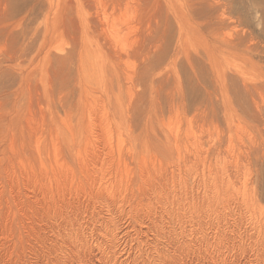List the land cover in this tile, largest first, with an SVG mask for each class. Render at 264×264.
<instances>
[{
    "label": "rangeland",
    "instance_id": "rangeland-1",
    "mask_svg": "<svg viewBox=\"0 0 264 264\" xmlns=\"http://www.w3.org/2000/svg\"><path fill=\"white\" fill-rule=\"evenodd\" d=\"M186 1L189 3V1L191 2L192 0ZM220 1L226 2L225 5H227L228 7L226 8V17H221L219 15V11L212 9L210 5L203 3L204 6L202 5V8H197L198 11L196 8H194L195 11L194 9H190L188 17L179 18L173 17L172 7L170 6V2H172L171 0H14V2L11 4V8L14 7V9L11 10V17H5L6 19L2 23L3 28L7 29V32L9 33L8 35V33L6 32V34L8 35V39L3 37L4 39L2 38L3 40H1L3 44L0 42V71H2L4 74V80H2L3 85L1 86H4L3 90H7L5 94H0V223H6V225H10L12 223L14 233L10 234L9 230L7 231L6 228V230L3 229L4 232L3 230L0 232V257H2V259L0 258V264H21L20 262H22V264H27L33 263L36 259H40L43 255V250H46L47 248L46 246L43 249V245H50V242L53 239V233L48 230V226L61 223L62 218H64L65 215H70L71 222L64 225V231L72 232L68 241V250H66V252H71L74 256L77 257L78 254L75 253L77 249H75L74 246L77 243H81L84 239L90 242L91 237L89 236L88 227L90 224L95 223L96 219H100V224L103 227V231L105 233L104 240L106 242H110V245L114 246L115 250L117 249L116 253H121L124 249L127 248L124 246V244L122 245L123 241L128 242V244L142 242L145 241L147 237H152V233H154L155 230L160 232V229L155 226L156 219L161 216V212H159L160 210L158 208V206L160 205L158 199L160 198L162 199V201L169 200L165 199V196L161 195L160 197H155L151 194L140 195L137 192L136 185L132 183H123L119 186V192L113 200L114 202H111L109 207L99 202H91L89 208H85L86 203L83 200H81L77 204L75 203V201L77 200V198H74L76 197L75 194H73V197H67V195L65 197H56L54 199L55 203L53 204V202H48L50 199V193L45 191V188L43 186L45 180L43 182V179H40L43 176V172L45 171H43L42 168H40L41 171L39 170V165H41V163H39L38 161L42 160V162H45V158L46 160H51L53 158L49 157V154L50 156H52L51 154L53 153L54 148L53 146H51L53 144L50 143L51 141L49 140L50 133L52 134V132H57L58 135L61 134L59 135V137L61 136V138L58 140V142L60 145L62 142L65 144L62 136H64L65 134L66 136H68L69 132L66 131L67 129L65 128L62 120L66 119L67 117L69 119L67 118L68 121L66 122H70L69 125L68 123L67 125L70 126L69 128H71V130L74 129L72 131L74 135L77 133L76 138H74L73 140L75 142V145L78 144L75 147L78 146L80 148L81 145L86 142L87 139L85 137L87 135L89 141L95 144L94 147L96 145H105L106 140L101 137L103 135L101 130L103 128V124H106L107 122L109 123L108 126L110 125V128H115L114 130L111 128L114 134L112 135V137H114L113 140H116V131H118L122 127L126 128V131H128L130 128L129 133H131L130 136L132 137H129L131 139L128 138L127 135L125 136V132L124 134H122L124 138H127V140L125 138V143L123 144V146L126 147L125 149H129L130 147L129 151H127L128 149L125 150L123 147V153L124 155H127L128 153L133 154L134 152L140 154L139 151L141 147L139 143L142 141L141 139H143V135L140 138L139 135L141 136L142 132L145 129V126H147L149 122V125L151 126V129L149 130H152L150 134L155 133L159 138H161V140H164L163 138H165L167 134L171 135V133L167 131L168 129L166 130L165 126L167 127L169 118L172 120L174 114H176V117L178 118L175 119L177 121V124L180 126V129H182L180 130V132L186 130L187 126H192L189 128L194 130V128L196 127V130L194 131L196 134H198V132L199 134L201 133L202 141L204 140L202 142V144L204 145L203 147L211 149V155L209 157L213 158L212 150L217 152L218 149V153H220V151L222 150L220 153L221 155L219 154V159L221 162L220 168L225 171L222 170V173V171L219 169V172L221 174L218 172L217 180H226V178L232 180L234 182V185H237L239 187L238 189H236L238 192H236L235 194L236 197L238 196L239 201H242L240 192L243 190L246 196H252L253 193L258 201L257 204L256 200L255 202L248 201L246 203L247 205H244V203H242L243 205L240 208L243 210H241L240 208H237L238 211L234 209V214H237V217H235V215L231 216V214L228 213V208L226 211V208L224 209V206L222 204L218 206V209L216 208L217 211L214 210V213L211 212V215L209 217H213L211 220H209V218L202 220L200 219V217L196 219L198 222H196L195 220V223L192 221L186 223V225L190 227H188L189 229L187 230V238H191V242H197V240H201V238L196 239L200 236V230L198 229L199 223L205 226L201 234L204 235L202 236L203 243L208 246L207 249H205L207 253L206 251H203L204 247L199 250L201 257L204 256L205 259L198 258L199 255L198 257L196 256L197 252L190 253L185 259L186 264H264V150H262V148H264V120H262L264 118V103H262L264 102V95L263 98L261 96L262 94H264V91H261L260 96H255L257 93H254L253 96H250V94L248 93L246 94V91L242 88L241 78L239 76L240 71L236 69L235 63L232 62V56H235L236 58L245 62H252L255 66L262 69L260 70L264 75V0H219V2ZM216 2H213L214 4H212L216 5ZM204 9L208 13V15ZM196 12L198 14L201 12L203 16L197 17L198 14ZM170 14H172V17L170 16ZM194 14L195 17H193ZM210 14L212 15L209 16ZM215 19H217V22L215 21ZM188 23L190 24L191 28L194 27L196 28V30H199V32H202V34H204L205 36L211 38L213 36L210 33L212 30L211 27L215 26L218 41H214L221 44L220 49H218L217 51L219 60L215 62L212 60V58L211 60H208L206 57V52L203 51L198 42H190V39L185 40V32H187ZM5 24L7 25V27L5 26ZM225 30H228V33H225ZM229 30L230 33L233 32L231 33L232 37H230L231 35H227L229 34ZM242 32H247V34H251L253 36L250 44H248V47L253 48L257 46L255 50L245 51L243 48L235 46L236 38ZM222 33L223 35H225H221ZM14 42L15 44H13ZM230 42L232 43L231 45H229ZM87 43H91V46ZM211 43L214 42L211 41ZM83 45L86 46L82 51ZM1 48L3 49L2 52ZM19 48H22L24 52V59L21 62L15 56ZM4 49L5 51L8 50L7 53H4ZM12 51L14 54L12 53ZM136 51H138L137 54ZM124 54H127L128 57ZM99 55L104 56L105 60L112 65V78H110V76V80L108 78V81L111 84V89L109 87V89L106 90L111 95L110 97L108 94V96L105 97L104 94L99 92L100 88L98 85L100 83L97 76L96 66L97 56ZM122 58H124V60ZM132 71L135 73H133ZM107 74L109 73L107 72ZM128 75L133 76L134 78ZM128 83L130 87H133L134 89H129L130 87ZM21 84L28 87L32 91V96L28 95V93L19 94ZM108 84L106 85V87H108ZM109 90L114 91L111 92V94ZM117 90L120 92H118ZM127 90L132 91L131 96L129 94L130 92L128 93ZM115 93L120 94L122 103L119 102V95H116ZM113 94L117 99L112 96ZM178 95L180 96L178 97ZM181 95L183 96L182 98ZM111 97H113V99L115 100H109V98ZM106 98L108 100H106ZM254 99L256 100V103L258 105L255 104ZM116 100H118L119 103ZM111 101H113L114 104H112ZM149 102L152 103L150 104ZM250 103L252 104L250 105ZM115 104L119 105V109L122 108V113L120 112L121 114L116 113L118 109L117 105L116 108L113 107L115 110L112 109L111 106H115ZM238 105H240V107L242 108H240ZM152 107H154V109ZM252 107L255 109V111L254 109H251ZM101 108L104 110L101 111ZM126 108L128 109L126 110ZM151 108L153 109V111L155 110L154 113H152L153 111H151ZM180 108L183 110H181ZM168 109H171L169 110L170 113ZM119 111L121 110H118L117 112ZM114 112L116 113V117L119 115L117 118L120 117L121 121L119 119L115 120L116 117ZM256 112H258L259 114ZM164 113H167L168 115ZM238 114H240L242 117H238ZM104 116L106 117V119L103 118ZM49 117L50 120L48 119ZM190 117H192L193 119ZM261 117L263 118L260 121L259 118ZM108 118L110 121L113 120V123L109 122ZM104 119L106 122L104 121ZM223 119H225V121ZM229 119L231 120V122L229 121ZM23 120H28V123ZM184 120L186 121L184 122ZM40 121H42V123L44 122V124L42 125ZM173 122L175 121L173 120ZM130 124L132 125V127H130ZM233 124L236 125L234 126ZM25 125H27V127ZM238 125L239 128H237ZM41 126L43 129L41 128ZM91 131H93V133ZM15 133H17V135ZM39 133L41 135V138L38 136ZM62 133L64 135H62ZM260 133L262 136L260 135ZM9 134L11 135L10 138ZM13 134L14 136L16 135V138L12 136ZM80 136H83V138L80 139ZM211 136H213L214 139ZM133 137H137L138 139H140L138 140L136 138V141L140 142L136 143L137 145L133 146L132 149L131 144H134L135 141ZM34 139H39V142H37L38 145L40 144L39 146H41V148H38L40 151L39 154H41L40 158L42 154L44 155L41 159L38 158L39 155L35 150L36 147L34 146V143L36 142H34ZM77 139L81 140L82 142L85 140V142H78ZM40 141H42V144ZM101 141L103 142V144ZM11 142H13L15 150L9 148ZM17 142L19 143V145H21V143L23 142L22 146L18 147ZM232 143H234L235 145H232ZM24 146L27 148H25ZM104 148L108 149L107 147ZM45 149L48 150L46 151ZM182 149L183 150L180 151L181 153H184V148ZM234 149L237 151V153ZM22 150H24V153L21 152ZM189 150L191 151L190 147ZM30 151L31 155L29 154ZM42 152H45L46 154ZM141 155L142 154H140L139 156ZM172 155L173 156L170 155L166 159L170 163L172 161L176 163V155ZM236 156L239 157L242 161L241 167V161L240 159H238V162L240 163V165H238L241 169L238 166V168L236 166L234 167V165L232 164L233 159H235ZM145 157L147 158L149 156L147 155ZM221 158H223L225 162L222 163ZM149 159L150 158H147L145 160ZM18 160H21V165L19 164L20 162ZM131 160H128V163L130 162L129 166L135 170V167L138 163H136L133 158H131ZM71 162H74V165ZM71 162L69 164L75 166L76 161H74V158L73 161L71 159ZM132 162H134L135 166ZM131 163L133 166L131 165ZM21 166L25 167V170ZM29 166L32 168V170ZM171 166H173L172 168L176 167V165L174 166V164L172 163ZM26 167H29V170ZM234 168H236V170ZM134 170H132V176L131 174L130 176L131 178H133L136 175L134 177V180L135 184L138 185V182H140L141 180L138 179V175L136 171L134 172ZM38 171L39 173H41V175L38 173ZM149 171H151V169ZM34 172H36V174H39L37 175L40 177H38L40 180H38L37 178V180H35V177H37V175L35 176ZM49 172L50 171H48L47 173L50 175ZM151 172L149 173L153 174ZM189 172L187 173L183 170L180 180L176 175L173 176V179L170 178L168 180L169 184L167 183L168 185H171V187L175 186V188L178 190L179 188L180 190H183V188H189V190H184L185 193L179 190V192L185 194H183V196H185V199H187V201L184 200L186 204L191 198L189 195H192V193H194L193 195L197 196V194L200 193L201 190L200 188H197L199 192L197 189L195 190L194 186L196 183L195 180H197V176L194 175V170H189ZM27 173L31 175H27ZM48 174L44 176L47 177ZM32 175L34 176V178ZM243 177L245 182H248V185L247 183H244L247 187L242 184ZM144 178L147 179L148 177ZM9 180H11V183L9 182ZM32 180L38 182V184L36 182H32ZM171 180H173L174 183H171ZM183 180L184 182H186L182 183ZM180 181L181 183H179ZM238 181L242 182L239 184ZM188 182L189 185L187 184ZM1 185L3 187H1ZM40 185L42 187H40ZM176 185L178 186V188ZM190 185L191 187H189ZM251 185L252 188L248 187ZM237 186H235V188H237ZM43 190L45 191L44 194ZM70 190L72 191V189ZM248 190L250 194L247 195ZM187 191L189 194L186 193ZM196 192L198 193L196 194ZM45 193L46 195H48L46 196ZM81 193L82 192H80V194ZM33 194L35 195V197ZM78 198H86V201H91V198L87 197V195ZM199 200H202V194L196 197V201L198 202ZM148 201L151 202V207L149 208L146 206ZM252 203L256 204L257 207L259 205L260 207L258 208L261 210L258 211L256 206H254V204ZM251 204L254 207L253 210H255L253 211V214L252 211L250 213H247L248 208L249 211L252 208ZM8 205H10L11 207ZM248 205L250 207H248ZM49 207L56 211L55 218H52L51 214H49ZM28 209L29 211H31L29 212ZM188 211L189 210H184L183 217H186L188 215ZM41 212L43 215L42 220L38 218ZM243 212L248 216H246ZM260 213H263V217L260 216ZM242 214L244 215V217ZM22 215H24V217ZM30 216L32 217L30 218ZM164 219H166V217H164ZM247 221H249L250 223ZM252 223L253 225H255L252 226ZM1 224L0 229L4 227V224H2L3 227L1 228ZM17 224L19 226L21 225L20 227L23 233V238L21 241L18 240V235L16 234ZM177 224L178 222H176V220L174 219V223L172 225L176 227ZM217 224H219L220 226ZM194 225H197L198 227H195ZM127 226L129 228H127ZM255 226L261 229H257V232V227ZM34 230H36V236L37 234L41 235V247L39 246V244L37 245L35 243V239H33L34 237L32 236V232ZM126 232L128 233L126 234ZM164 233L165 236L170 237L169 239L176 241L174 240L176 237L172 232L170 233V235L167 234L166 231H164ZM258 233L262 234V236L259 235L261 237H258ZM15 234L17 235V237ZM256 234L257 236H255ZM206 237L210 240H205ZM216 241H218V243ZM238 243L239 245H237ZM34 246L36 247L37 252L34 250V248H32ZM78 250L85 251L86 249L84 248ZM110 250H113V248H111ZM185 252L183 254H185ZM219 252H221L222 255L224 254V257H226L225 261L223 260L222 256L220 257L219 255H217ZM240 253L242 256L240 255ZM83 254L86 255V259H84L80 264H99L94 262L95 260L89 255L88 251ZM217 256H219V258ZM72 264L78 263L74 262Z\"/></svg>",
    "mask_w": 264,
    "mask_h": 264
},
{
    "label": "bare ground",
    "instance_id": "bare-ground-1",
    "mask_svg": "<svg viewBox=\"0 0 264 264\" xmlns=\"http://www.w3.org/2000/svg\"><path fill=\"white\" fill-rule=\"evenodd\" d=\"M12 0H0V42L1 40H3L5 38L8 39V35L9 33L7 32V29L3 28L2 26V23L3 21L6 19L5 17H11L12 15V11L14 9L11 8L12 7V3L14 2V0L11 2ZM114 1V0H113ZM153 1V0H152ZM168 1V0H167ZM170 1V0H169ZM172 2L171 3V7H172V14H173V17H188V13H189V10L190 9H194V8H202V5L204 6L203 3L207 4V5H210V7L212 9H215L217 11H219V15L221 17H226L225 14L227 12V5H225L226 2H223V1H220L219 0L216 2L215 0H212L213 2H216L215 4L216 5H213L214 3L210 0H194V3H193V0L189 3L186 1V0H171ZM229 2V1H228ZM114 3V2H113ZM158 3V2H157ZM193 3V4H192ZM213 3V4H212ZM160 4H161V1H160ZM164 4V3H163ZM201 5V6H200ZM206 6V5H205ZM215 6V8H214ZM193 7V8H191ZM207 7V6H206ZM205 8V7H204ZM208 8V7H207ZM167 9V8H166ZM206 9V8H205ZM204 9V10H205ZM209 9V8H208ZM202 10V9H200ZM169 11V10H168ZM195 11V9H194ZM198 11V9H197ZM15 12V11H14ZM13 12V13H14ZM17 12V11H16ZM20 12V11H18ZM206 12V10H205ZM197 13V12H196ZM195 13V14H196ZM204 13V12H203ZM207 13V12H206ZM170 14V16L172 15ZM195 14L193 17H195ZM198 14V13H197ZM196 14V15H197ZM200 14V15H199ZM197 15L198 16H203V14H201V12ZM15 15V14H13ZM208 15V13H207ZM212 14H210L209 16H211ZM16 17V16H15ZM167 17V16H166ZM172 17V16H171ZM206 17V16H205ZM219 17V16H218ZM178 18V19H179ZM218 19V18H217ZM215 19V21L217 20ZM222 20V19H221ZM217 22V21H216ZM184 23V22H183ZM220 23V21H219ZM218 23V24H219ZM182 24V23H181ZM186 24V23H185ZM214 25V24H213ZM212 25V26H213ZM5 26L7 27V25L5 24ZM209 27V26H208ZM180 28V27H179ZM212 30H211V37H208V36H205L204 34H202V32H199V30H196V28L194 27H190V24L188 23L187 24V32H185V40L187 39H190V42L191 41H196L199 43L200 47L203 49V51L206 52V57L208 60H212L215 62L217 60H219V55L217 54V51L218 49H220V45L219 43L215 42L214 40H217V33H216V28L215 26L211 27ZM225 28V27H224ZM204 29V28H203ZM5 31V32H4ZM226 31V32H225ZM223 32L225 33H228L227 31L228 30H225ZM232 31V30H231ZM6 32L8 33V35L6 34ZM236 32V31H235ZM233 33V32H231ZM230 33V30H229V34H227L228 36L232 37V34ZM235 34V33H234ZM223 35V33L221 34ZM225 35V34H224ZM223 35V36H224ZM12 36V35H11ZM238 36V35H237ZM3 38V39H2ZM253 36L251 34H247V32H242L237 38H236V42H235V46L236 47H240V48H243L245 51H252V50H255L257 48V46L253 47V48H250L248 47V44H250V41L252 40ZM11 40V39H10ZM211 41H213L214 43H211ZM218 41V40H217ZM8 42V41H7ZM2 43V42H1ZM3 44V43H2ZM15 44V42L13 43ZM17 44V43H16ZM88 44V43H87ZM93 44V43H92ZM232 43L230 42L229 45H231ZM91 46V43L88 44ZM11 46V45H10ZM13 46V45H12ZM85 46L86 45H83V48H82V51L85 49ZM2 47V46H1ZM17 47V46H16ZM7 48V47H6ZM12 48V47H10ZM9 48V49H10ZM88 49V48H87ZM251 49V50H250ZM117 50V49H116ZM3 51V49L1 48V52ZM8 51V50H7ZM7 51H5L4 49V53ZM88 51V50H87ZM115 51V50H114ZM119 51V50H118ZM126 51V50H125ZM11 52V51H10ZM90 52V51H89ZM93 52V51H92ZM124 52V51H123ZM127 52V51H126ZM13 53V51H12ZM86 53V52H85ZM114 53V52H113ZM118 53V52H117ZM122 53V52H121ZM125 53V52H124ZM138 53V51H136V54ZM14 54V53H13ZM131 54V53H129ZM96 55V54H95ZM115 55V54H114ZM122 55V54H121ZM124 55H127V54H124ZM16 58L21 62L23 61L24 59V52H23V49L22 48H19L15 54ZM92 56V54H91ZM94 57V55H93ZM115 57V56H114ZM128 57V55H127ZM126 57V58H127ZM92 58V57H91ZM233 58V61L235 63V67L236 69H238L240 71L239 73V76L241 78V83H242V88L246 91V94H250V96L254 93H257L255 96H260L261 94V91H264V75L263 73L261 72V68L255 66L252 62H245L243 60H240L238 58H236L235 56H232ZM124 60V58H122ZM119 61V60H118ZM95 63V62H94ZM109 62H107L105 60V57L104 56H97V76H98V80H99V88H100V91L102 94L105 95V97H107L109 95V97L111 96L106 90L111 89V84L110 82L108 81V78L110 76V78H112V65L110 64L109 66ZM95 65V64H94ZM261 69V70H260ZM107 72L110 74H107ZM129 72V71H128ZM127 72V73H128ZM133 72V71H132ZM131 72V73H132ZM160 72V71H159ZM135 73V72H133ZM127 75V74H126ZM125 75V76H126ZM132 75V74H130ZM128 75V76H130ZM135 75V74H134ZM4 77V74L2 71H0V94H5V92L7 90H3L4 86H1L3 85L2 83V80ZM130 77H133V76H130ZM129 77V78H130ZM109 78V80H110ZM121 78V77H120ZM134 78V77H133ZM124 79V78H123ZM122 79V80H123ZM127 80V79H125ZM132 80V78H131ZM130 80V81H131ZM140 80V79H139ZM108 81V82H107ZM157 82V81H156ZM69 83V82H68ZM109 83V84H108ZM112 83V82H111ZM108 84V87H106V85ZM127 84V83H126ZM131 84V83H130ZM141 84V83H140ZM129 85V83H128ZM127 85V86H128ZM160 85V84H159ZM64 86V85H63ZM119 86V85H118ZM130 87V85H129ZM159 87V86H158ZM127 88V87H126ZM133 87H130L129 89H132ZM151 88V87H150ZM119 89V88H118ZM134 89V88H133ZM114 91V90H113ZM113 91H110L109 92H113ZM118 91V90H117ZM128 91V90H127ZM120 92V91H118ZM130 92V93H129ZM131 90L128 91V93L130 94L131 96ZM157 92V91H156ZM22 93H28V95L32 96V91L26 87V86H23V84L20 85V91H19V94H22ZM138 93V92H137ZM159 93V92H158ZM182 93V92H181ZM245 93V92H243ZM108 94V95H107ZM112 94V93H111ZM116 94V93H115ZM135 94V93H134ZM150 94V93H149ZM155 94V93H154ZM116 95H119L120 97V94H116ZM263 95L262 94V98H263ZM113 97L116 98V96H114V94L112 95ZM156 96H157V93H156ZM173 96V95H172ZM180 95H178L179 97ZM249 96V97H250ZM101 97V96H99ZM103 97V96H102ZM113 97L109 98V100H115L113 99ZM128 97V96H127ZM150 97V96H149ZM183 96L181 95V98ZM243 97V96H242ZM154 98V97H153ZM251 98V97H250ZM256 98V97H254ZM29 99V98H28ZM99 99V98H98ZM117 99V98H116ZM253 99V98H252ZM259 99V98H258ZM106 100H108L106 98ZM119 100V99H118ZM118 100H116L118 102ZM154 100V99H153ZM172 100V99H171ZM176 100V99H175ZM225 100V99H224ZM246 100V98H245ZM264 100V99H263ZM1 101V100H0ZM103 101V100H101ZM112 102V104H114V102ZM115 101V102H116ZM129 101V100H128ZM166 101V100H165ZM173 101V100H172ZM251 101V100H250ZM255 101V104L258 105L256 103V100L254 99ZM252 101V102H254ZM258 101H261V100H258ZM110 102V103H111ZM121 102V97H120V101ZM118 102V103H119ZM153 102V101H152ZM151 102V103H152ZM162 102V101H161ZM182 102V101H181ZM180 102V103H181ZM184 102V101H183ZM226 102V101H225ZM93 103V102H92ZM96 103V102H95ZM122 103V102H121ZM128 103V102H127ZM150 103V102H149ZM150 103V104H151ZM156 103V102H154ZM153 103V104H154ZM174 103V102H173ZM260 103V102H259ZM264 103V102H262ZM89 104V103H88ZM91 104V103H90ZM98 104V103H97ZM252 103H250L251 105ZM99 105V104H98ZM111 105V104H110ZM116 105H117V111L118 110H121L119 112L116 111V113H122V108L119 109V105L118 104H115V106H111L112 109L116 108ZM128 105V104H127ZM159 105V104H158ZM29 106V105H28ZM121 106V104H120ZM123 106V104H122ZM152 106V105H151ZM156 106V105H155ZM173 106V105H171ZM240 107V105H238ZM13 107V105H12ZM17 107V106H15ZM92 107V106H91ZM103 107V106H102ZM105 107V106H104ZM114 107V108H113ZM125 107H128V106H125ZM148 107V106H147ZM165 107V106H164ZM185 107V106H184ZM246 107V106H245ZM258 107V106H257ZM94 108V107H93ZM106 108V107H105ZM154 109V107H152ZM151 108V109H152ZM171 108V107H170ZM183 108V107H181ZM180 108V109H181ZM189 108V107H188ZM242 108V107H240ZM247 108V107H246ZM259 108V107H258ZM262 108V107H261ZM86 109V108H85ZM84 109V110H85ZM95 109V108H94ZM93 109V110H94ZM102 109V108H101ZM128 108H126L127 110ZM153 109L151 111H153ZM252 110L254 109L253 107L251 108ZM92 110V111H93ZM104 109H102L101 111H103ZM115 110V109H114ZM113 110V111H114ZM171 110V109H168V111ZM175 110H178V109H175ZM183 110V109H181ZM242 110V109H241ZM247 110V109H246ZM262 110V109H261ZM88 111V110H87ZM155 111V110H154ZM154 111L152 113H154ZM165 111V110H164ZM173 111V110H172ZM180 111V110H179ZM224 111V110H223ZM226 111V110H225ZM255 111V109H254ZM258 111V110H256ZM67 112V111H66ZM65 112V113H66ZM99 112V111H98ZM167 112V111H166ZM236 112V111H235ZM247 112V111H246ZM90 113V112H89ZM88 113V114H89ZM107 113V112H106ZM115 113V112H114ZM116 113H115V117H116ZM120 113V114H121ZM156 113V112H155ZM170 113V111H169ZM177 113V112H176ZM180 113H184V112H180ZM178 113V114H180ZM258 113V112H256ZM102 114V113H101ZM160 114V112H159ZM164 114H167V113H164ZM174 114V113H173ZM177 114V116H178ZM225 114V113H224ZM227 114V112H226ZM253 114V113H251ZM255 114V113H254ZM259 114V113H258ZM263 114H264V111H263ZM29 115V114H28ZM69 115V114H68ZM106 115V114H105ZM129 115V114H128ZM146 115V114H145ZM155 115V114H154ZM168 115V114H167ZM166 115V116H167ZM182 115V114H181ZM186 115V114H185ZM190 115V114H189ZM1 116V115H0ZM32 116V115H31ZM42 116V115H41ZM51 116V115H50ZM70 116V115H69ZM91 116V115H90ZM99 116V115H98ZM103 116V115H101ZM107 116V115H106ZM119 116V115H118ZM117 116V117H118ZM139 116V115H138ZM148 116V115H147ZM164 116V115H163ZM165 116V117H166ZM170 116V115H169ZM195 116V115H194ZM229 116V114H228ZM242 117L240 114H238V117ZM254 116V115H253ZM252 116V117H253ZM257 116V115H255ZM65 117V116H64ZM67 117V116H66ZM116 117V118H117ZM185 117V116H184ZM199 117V116H198ZM197 117V118H198ZM250 117V116H249ZM248 117V118H249ZM251 117V118H252ZM43 118V117H42ZM68 118V117H67ZM63 119L62 122L64 123L65 125V128L67 129L66 131L69 132L68 136H66V134L64 135L62 133V136L63 137V140L65 141V144L61 143V145L59 144L58 140L61 138V136L59 137V134L57 132H52V134L50 133L49 137H50V143H52L53 147V153L51 154L52 156H50L49 154V157L52 158L51 160L45 158V162H42V160H39L38 162L41 163V165H39V170L40 168L43 169V176L40 178L38 175L41 173H39L38 171V175L36 174V172H34V175L37 177H35V180H42L43 179V182L45 180V182L43 183V186L45 188V191H47L48 193H50L49 197V201L48 202H53V204L55 203L54 199L56 197H65L67 195L70 196V197H73V194L76 195V197L74 198H77V200L75 201V203L77 204L78 202H80L81 200H83L86 205H85V208H89V205L91 202H99V203H102L104 205H106L107 207L110 206V203L111 202H114L113 200L115 199L117 193L119 192V186L123 183H132L134 185L137 186V192L140 194V195H146V194H151L152 196H155V197H160L161 195L165 196L166 198L165 199H169V200H163L162 199H158V202L160 203V205L158 206L159 208V212H161V216L159 218L156 219V224L155 226L158 227L160 229V232L155 230L154 233H152V237H147V239L145 241H142V242H136V243H129L126 242V241H123L122 245L124 244L125 247H127L126 249H122L123 251L121 253H116V250L114 249V246L110 245V242H106L104 240V237H105V233L103 231V227L101 226L100 224V219H96L95 223L93 224H90L89 227H88V230H89V236L91 237V240L90 242L86 239H84L81 243H77L75 244V249L76 250V254H78V257L77 256H74L73 253L71 252H66V250H68V241L70 239V235L72 232H65L64 231V225L66 224H69L71 222L70 220V215H65L64 218H62V222L61 223H57V224H52L50 226H48V230L51 231L53 233V239L51 240L50 242V245H46L44 244L43 245V249L47 246L46 250H43L44 252L42 253V257L40 259H36L33 263H27V264H72L74 262L80 264L83 262L84 259H86V255H84L83 253H86L88 251L89 255L95 260L94 262L96 263H99V264H186V257H188V255L190 253H196L197 252V257L199 255L198 258L200 259H203L204 256L201 257L200 253H199V250L201 248H203V251H206L205 249H207V245H205L203 243V239H202V236H204L203 234H201V232H203V229L205 226H203L202 224L199 223V227L198 229L200 230L199 234L200 236L196 239H200L201 240H197V242H191L192 239L191 238H187L188 234H187V230L190 228L189 226L186 225V223H189V222H194L195 223V220L197 218H200L202 220L204 219H207L210 217L211 215V212L214 213L217 209H218V206L219 205H222L224 206V209L227 211V208H228V213L232 215H235L234 214V209L237 210V208H240L244 203V205H247L246 203L248 201L250 202H255L256 200V204H257V199L255 198L254 194L252 193V196L248 195L250 194L249 193V190H248V193L246 196L245 195V192L244 190L240 192V196H241V200L242 201H239V198L238 196L236 197V192H238L236 189H238L239 187L237 185H234V182L230 179H227L226 177V180H217L218 178V172H219V169L222 171L223 169L220 168L221 167V162H220V159H219V154L221 153H218V149H217V152L213 151L212 150V156L213 158L209 157L211 155V149H207L206 147L204 148L202 142V135L201 133L199 134H196L194 131L196 130V127L193 129H190L189 127H192V126H187V129L184 130L183 128V132H180V126L177 124V121L175 119H178L176 117V114H174L172 120L169 118V122L167 124V127L165 126L166 130L169 131L171 133L170 134H167L165 138H163L164 140H161V138L158 137V135H156L155 133H152V130L150 131L149 129H151L150 127V122L148 123L147 126H145V129H144V134L142 132L141 136L139 135V138L142 137L143 135V139H141L142 141L139 143L136 141V138L135 141H134V144H131L132 146V149H133V146L137 145L136 143H139L140 144V154H142L141 156H139L140 154L137 153V152H134L133 154L132 153H128L127 155L123 153V144L125 143V138L122 136V134H124V132L126 133L125 136L127 135L128 138L132 137L130 136L131 133H129L130 131V128L128 131H126L125 129L126 128H121L119 129L118 131H116V140L114 141L112 137L113 134V131L112 129L108 126V122L106 124H103V128H102V138H104V140H106V143L105 145L103 146H100V145H96L94 147V143L89 141V139L87 138V136L85 137L87 140L85 142V140L83 142H85L84 144L81 145V148L80 147H75L76 145L78 144H74L75 142L73 141L74 138H76V135L77 133L74 135L73 134V130H71V128H69L70 126L68 122V119ZM86 118V117H85ZM88 118V117H87ZM99 118V117H98ZM103 118L106 119V117L104 116ZM115 120H120V117L117 118ZM149 118V117H148ZM147 118V119H148ZM192 118V117H190ZM225 118V117H224ZM230 118V117H229ZM234 118V117H232ZM245 118V117H244ZM247 118V119H248ZM256 118V117H255ZM263 117L259 118L260 121ZM29 119V118H28ZM41 119V118H40ZM50 120V117L48 118ZM90 119V118H89ZM95 119V118H94ZM104 119V121H105ZM193 119V118H192ZM212 119V118H211ZM231 119V118H230ZM229 119V121L231 122V120ZM236 119V118H235ZM241 119V118H240ZM257 119V118H256ZM26 120V119H25ZM23 120V121H25ZM34 120V119H33ZM109 120V118H108ZM107 120V121H108ZM157 120V119H156ZM171 120V121H170ZM173 120L175 122H173ZM190 120V119H189ZM197 120V119H196ZM208 120V119H207ZM206 120V121H207ZM222 120V119H221ZM225 121V119H223ZM246 120V119H245ZM264 120V118L262 119ZM28 121V120H27ZM25 121V122H27ZM31 121V120H30ZM29 121V122H30ZM61 121V120H60ZM113 121V120H112ZM109 120V122H112ZM121 121V120H120ZM139 121V120H138ZM162 121V119H161ZM186 120H184L185 122ZM195 121V120H194ZM211 121V120H210ZM209 121V122H210ZM233 121V120H232ZM242 121V120H241ZM10 122V121H9ZM24 122V124H25ZM42 123V121H40ZM106 122V121H105ZM118 122V121H117ZM191 122V121H189ZM188 122V123H189ZM244 122H247V121H244ZM28 123V122H27ZM52 123V122H51ZM61 123V122H60ZM68 123V125H67ZM101 123H104V122H101ZM113 123V122H112ZM116 123V122H115ZM120 123V122H119ZM127 123V121H126ZM147 123V122H146ZM162 123V122H161ZM187 123V124H188ZM198 123V122H197ZM201 123V122H200ZM207 123V122H205ZM236 123V122H235ZM44 124V122L42 123V125ZM62 124V123H61ZM186 124V123H185ZM203 124V122H202ZM225 124V123H224ZM245 124V123H244ZM243 124V125H244ZM262 124V123H261ZM264 124V123H263ZM28 125V124H27ZM27 125H25L27 127ZM36 125V124H35ZM63 125V124H62ZM83 125V124H82ZM116 125V124H115ZM131 125V124H130ZM181 125V124H180ZM191 125V124H190ZM193 125V124H192ZM209 125V124H208ZM221 125V124H220ZM234 125V124H233ZM232 125V126H233ZM236 125V124H235ZM234 125V126H235ZM38 126V124H37ZM113 126V125H112ZM118 126V125H117ZM120 126V125H119ZM162 126V125H161ZM185 126V125H184ZM201 126V125H200ZM207 126V125H206ZM231 126V124H230ZM262 126V125H261ZM31 127V126H30ZM50 127V126H49ZM89 127V126H88ZM100 127V125H99ZM114 127V126H113ZM121 127V126H120ZM132 127V125L130 126ZM203 127V126H202ZM217 127V126H216ZM215 127V128H216ZM220 127V126H219ZM42 128V126H41ZM61 128V127H60ZM213 128V127H212ZM228 128V127H226ZM235 128V127H233ZM239 128V125L238 127ZM43 129V128H42ZM54 129V128H53ZM115 129V128H114ZM113 129V130H114ZM117 129V128H116ZM222 129V128H221ZM248 129V128H247ZM254 129V128H253ZM256 129V128H255ZM11 130V128H10ZM26 130V129H25ZM24 130V131H25ZM35 130V129H34ZM41 130V129H39ZM91 130V129H90ZM141 130V129H140ZM202 130V129H201ZM200 130V131H201ZM208 130V128H207ZM206 130V131H207ZM223 130V129H222ZM240 130V129H239ZM44 131V130H43ZM55 131V130H54ZM84 131V130H82ZM95 131V130H94ZM205 131V130H204ZM215 131V130H214ZM213 131V132H214ZM229 131V130H228ZM235 131V130H234ZM238 131V130H237ZM40 132V131H39ZM51 132V131H50ZM93 133V131H91ZM90 132V133H91ZM118 132H121V133H118ZM132 132V131H131ZM154 132V131H153ZM165 132V131H163ZM216 132V131H215ZM221 132V131H220ZM244 132V131H243ZM249 132V131H248ZM260 132V131H259ZM38 133V132H37ZM49 133V131H48ZM47 133V134H48ZM86 133V132H85ZM115 133V132H114ZM133 133V132H132ZM229 133V132H228ZM239 133V132H238ZM255 133V131H254ZM12 134V133H11ZM17 135V133H15ZM83 134V133H82ZM88 134V133H87ZM100 134V133H99ZM159 134V133H158ZM162 134V133H161ZM204 134V133H203ZM251 134V133H249ZM258 134V132H257ZM10 135V134H9ZM15 135V136H16ZM35 135V134H34ZM37 135V134H36ZM86 135V134H85ZM84 135V136H85ZM94 135V134H93ZM135 135V134H133ZM170 135V136H169ZM205 135V134H204ZM208 135V134H207ZM237 135V134H236ZM261 135V133H260ZM14 136V134L12 135ZM14 136V137H15ZM31 136V135H30ZM33 136V135H32ZM39 137L41 136L40 133L38 135ZM36 136V137H38ZM104 136V137H103ZM130 136V137H129ZM138 136V134H137ZM165 136V135H164ZM163 136V137H164ZM229 136V135H227ZM250 136V135H249ZM253 136V135H252ZM251 136V137H252ZM262 136V135H261ZM7 137V136H6ZM11 137V135L9 136V138ZM35 137V136H34ZM47 137V136H46ZM81 137V136H80ZM94 137V136H93ZM213 138V136H211ZM238 137V136H237ZM16 138V137H15ZM32 138V137H31ZM41 138V137H40ZM39 138V139H40ZM83 136L80 138L82 139ZM132 138V139H133ZM210 138V137H209ZM230 138V137H229ZM244 138V137H243ZM260 138V137H259ZM12 139V138H11ZM27 139V138H26ZM39 139H34L36 143H34V146L36 147L35 150L36 152L38 153L39 157L40 158V151L38 148H41V146L38 145V142H39ZM91 139V137H90ZM131 139V138H130ZM138 139V138H137ZM207 139V137H206ZM211 139V138H210ZM214 139V138H213ZM220 139V138H219ZM224 139V138H223ZM239 139V138H238ZM247 139V138H246ZM252 139V138H251ZM22 140V139H21ZM20 140V141H21ZM43 140V138H42ZM62 140V141H63ZM78 140V139H77ZM93 140V139H92ZM127 140V138H126ZM140 140V139H138ZM228 140V139H227ZM250 140V139H249ZM259 140V139H258ZM263 140V139H262ZM12 141V140H11ZM19 141V142H20ZM38 141V142H37ZM47 141V140H45ZM82 142L81 140H78V142ZM96 141V140H95ZM131 141V140H130ZM129 141V143H130ZM219 141V140H218ZM229 141V140H228ZM227 141V142H228ZM15 142V141H14ZM33 142V141H32ZM41 144H42V141H40ZM69 144H68V143ZM82 142V143H83ZM102 142V141H101ZM208 142V141H207ZM235 142V140H234ZM250 142V141H249ZM249 142H245V143H249ZM252 142V141H251ZM256 142V140H255ZM8 143V142H7ZM18 143V142H17ZM23 143V142H22ZM22 143L21 145H19L18 143V147L19 146H22ZM44 143V142H43ZM67 143V144H66ZM77 143V142H76ZM99 143V142H98ZM114 143V145H113ZM206 143V142H205ZM219 143V142H218ZM225 143V142H224ZM229 143V142H228ZM231 143V142H230ZM241 143V142H240ZM263 143V142H262ZM261 143V144H262ZM28 144V143H27ZM103 144V142H102ZM107 144V145H106ZM234 143H232L233 145ZM9 145V144H8ZM32 145V144H31ZM63 145V147H62ZM228 145V144H227ZM235 145V144H234ZM245 145V144H244ZM264 145V143H263ZM7 146V145H6ZM39 146V147H38ZM46 146V145H45ZM207 146V145H206ZM215 146V145H214ZM229 146V145H228ZM248 146V145H247ZM246 146V147H247ZM258 146V145H257ZM25 147V146H24ZM30 147V146H29ZM104 147H107L108 149H105ZM189 147L191 148V151L189 150ZM227 147V146H226ZM231 147V146H230ZM241 147V146H240ZM245 147V146H244ZM249 147V146H248ZM254 147V145H253ZM11 149H14V144L13 142L10 143V147ZM22 148V147H21ZM20 148V149H21ZM27 148V147H25ZM24 148V150H25ZM33 148V147H32ZM45 148V147H44ZM126 147H124L125 149ZM139 148V147H138ZM182 148H184V153L180 150H183ZM188 148V150H187ZM210 148V146H209ZM215 148V147H214ZM220 148V146H219ZM236 148V147H235ZM8 149V148H7ZM9 149V150H11ZM23 149V148H22ZM90 149V151H89ZM128 149V148H127ZM125 149V150H127ZM130 149V147H129ZM129 149L127 151H129ZM237 149V148H236ZM254 149V148H253ZM24 150H22L21 152H23ZM29 150V149H27ZM32 150V149H30ZM34 150V152H35ZM46 150V149H45ZM43 150V151H45ZM48 150V149H47ZM46 150V151H47ZM115 150H116V153H115ZM136 150V149H135ZM215 150V149H214ZM229 150V149H228ZM235 150V149H234ZM262 150H264V148H262ZM236 151V150H235ZM234 151V152H235ZM245 151V150H244ZM20 152V151H19ZM20 152V153H21ZM33 152V153H34ZM50 152V151H49ZM125 152V151H124ZM224 152V151H223ZM226 152V150H225ZM228 152V151H227ZM231 152V151H230ZM253 152V151H252ZM256 152V151H255ZM264 152V151H263ZM24 153V152H23ZM31 153V151L29 152V154ZM44 154H46L45 152H42ZM215 153V154H214ZM237 153V151H236ZM244 153V152H243ZM246 153V152H245ZM248 153V152H247ZM257 153V152H256ZM13 154V153H11ZM15 154V153H14ZM22 154V153H21ZM145 154V155H143ZM172 154H175L176 155V163H174V161H172L171 163L174 164V166L176 165L175 168H172L173 166H171V163L166 159L168 156H173ZM227 154V153H226ZM230 154V153H229ZM6 155V154H5ZM23 155V154H22ZM31 155V154H30ZM149 156L147 158H150L149 160H145L147 159L145 156ZM221 155V154H220ZM241 155V153H240ZM255 155V154H254ZM13 156V155H12ZM19 156V155H18ZM35 156V155H34ZM44 155L42 154L41 158L43 157ZM224 156V155H223ZM243 156V155H242ZM245 156V155H244ZM253 156V154H252ZM262 156V155H261ZM264 156V155H263ZM26 157V156H25ZM24 157V159H25ZM36 157V158H37ZM226 157V156H225ZM223 157V158H225ZM231 157V156H230ZM235 157V156H234ZM248 157V156H247ZM35 158V157H33ZM40 158V159H41ZM48 158V157H47ZM73 158H74V161H76L75 163V166L74 165V162H71V159L73 161ZM131 158L134 159V161L137 164V166L135 167V170L129 166V163H128V160H131ZM172 158V157H171ZM222 159V163L225 162L224 160ZM20 159V158H19ZM22 159V158H21ZM76 159V160H75ZM169 159V158H168ZM213 159V160H212ZM240 159L239 157L236 156L235 159H233V162L232 164L234 165V167L238 166L240 168V163L238 162ZM29 160V159H28ZM49 160V161H48ZM170 160V159H169ZM175 160V159H174ZM14 161V160H13ZM19 161V160H18ZM26 161V160H25ZM36 161V160H35ZM34 161V162H35ZM41 161V162H40ZM44 161V159H43ZM133 161V160H131ZM171 161V160H170ZM241 161V159H240ZM244 161V160H243ZM5 162V161H3ZM20 165H21V160L19 161ZM72 163L71 166L69 163ZM252 162V161H250ZM24 163V162H23ZM28 163V162H27ZM133 165H134V162H132ZM131 163V165H132ZM25 164V163H24ZM31 164V163H30ZM182 164V165H180ZM227 164V162H226ZM225 164V166H226ZM239 164V165H238ZM248 164V163H247ZM16 165V164H15ZM27 165V164H26ZM132 165V166H133ZM150 165V166H148ZM224 165V164H223ZM229 165V164H228ZM243 165H246V164H243ZM25 166V165H24ZM41 166V167H40ZM135 166V165H134ZM248 166V165H247ZM17 167V166H16ZM23 169L25 167L21 166ZM30 167V166H29ZM28 167V168H29ZM38 167V166H37ZM171 167V168H170ZM229 167V166H228ZM237 167V168H238ZM241 167H242V161H241ZM15 168V167H14ZM27 168V167H26ZM27 168V169H28ZM31 168V167H30ZM55 168V169H54ZM226 168V167H225ZM244 168V166H243ZM242 168V170H243ZM27 169H26V172H27ZM38 169V168H36ZM151 169V171H149ZM227 169V168H226ZM232 169V168H231ZM236 170V168H234ZM233 169V170H234ZM241 169V168H240ZM249 169V168H248ZM246 169V170H248ZM6 170V168H5ZM25 170V169H24ZM29 170V169H28ZM32 170V168H31ZM30 170V172H31ZM132 170H134V172L136 171L137 175H138V179H140L141 181L138 182V185L135 184V180H134V176L133 178H131L132 176ZM186 171L187 173L189 172V170H194V175L197 176V180L196 183H195V190L197 188H200V193L199 190L198 192H196L197 196L201 195L202 194V200H199L198 202L196 201V197L195 195H193L194 193H192V195H189L191 198L189 199L188 203L186 204L184 202L187 201V199H185V196H183V194L185 193L184 190L187 189V188H183V190L179 188L180 191H183L184 193L182 194V192H179L178 189L175 188V186L171 187V185H168L169 182L168 180L171 178L173 179V176H176L179 177V180H180V177H181V173L182 171ZM41 171V170H40ZM48 171H50V175L47 173ZM225 171V170H223ZM222 171V173H223ZM238 171V170H237ZM6 172V171H5ZM133 172V173H134ZM149 172L153 173V174H150ZM19 173V172H18ZM17 173V174H18ZM184 173V172H183ZM190 173V172H189ZM220 173V172H219ZM243 173V171H242ZM26 174V173H24ZM33 174V173H32ZM47 177H45L44 175H47ZM131 174V176H130ZM221 174V173H220ZM231 174V173H230ZM247 174V173H246ZM5 175V174H4ZM19 175V174H18ZM27 175H31V174H28ZM26 175V176H27ZM183 175H186V174H183ZM189 175V174H188ZM33 176V175H32ZM243 176V175H241ZM247 176V175H246ZM29 177V176H28ZM40 179H39V178ZM144 177H148L147 179H145ZM177 177H174V178H177ZM236 177V176H235ZM8 178V177H7ZM16 178V177H15ZM18 178V177H17ZM24 178V177H23ZM34 178V176H33ZM37 178V179H36ZM224 178V179H225ZM251 178V176H250ZM255 178V177H254ZM25 179V178H24ZM185 179V178H184ZM219 179H222V178H219ZM233 179V178H231ZM240 179V178H239ZM242 179V178H241ZM14 180V179H13ZM30 180V178H29ZM174 180H177V179H174ZM193 180V181H194ZM235 180V179H234ZM237 180V179H236ZM247 180V178H246ZM11 180H9L10 182ZM25 181V180H24ZM189 181V180H188ZM243 181V182H242ZM242 184L245 185L247 183L248 185V182H245L244 180V177H243V180H242ZM4 182V181H3ZM13 182V181H12ZM31 182V181H30ZM32 182H36L34 180H32ZM137 182V181H136ZM174 183L173 180H171V183ZM178 182V181H177ZM184 182V180L182 181V183ZM186 182V181H185ZM184 182V183H185ZM191 182V181H190ZM239 182V181H238ZM239 182V184L241 183ZM11 183V182H10ZM20 183V181H19ZM28 183V182H27ZM38 184V182H36ZM42 183V182H41ZM168 183V184H167ZM170 183V184H171ZM181 183V181L179 182ZM194 183V182H192ZM237 183V182H236ZM245 183V184H244ZM254 183V182H252ZM176 184V183H175ZM189 185V182L187 183ZM191 184V183H190ZM241 184V186H242ZM173 185V184H172ZM178 185V184H177ZM176 185V186H177ZM256 185V184H255ZM22 186V185H21ZM26 186V185H25ZM24 186V187H25ZM182 186V185H181ZM235 186H237V188H235ZM240 186V185H239ZM246 186V185H245ZM1 187H3L1 185ZM40 187H42L40 185ZM171 187V189H170ZM180 187V186H179ZM191 187V185L189 186ZM247 187V186H246ZM248 187H251L252 188V185L251 186H248ZM31 188V187H30ZM42 188V189H44ZM178 188V186H177ZM193 188V187H192ZM191 188V189H192ZM242 188V187H240ZM2 189V188H1ZM4 189V188H3ZM41 189V188H40ZM72 189V191L70 190ZM230 189V190H229ZM254 189V188H253ZM261 189V188H260ZM20 190V189H19ZM34 190V189H33ZM37 190V189H36ZM189 190V188L187 189ZM193 190V189H192ZM191 190V192H192ZM43 190V194L45 192ZM253 191V190H251ZM17 192V191H16ZM31 192V191H30ZM41 192V191H40ZM72 192V193H71ZM74 192V193H73ZM80 192H82L80 194ZM190 192V193H191ZM84 193V194H83ZM181 193V194H180ZM188 193V191L186 192ZM255 193V192H254ZM10 194V193H9ZM15 194V193H14ZM83 194V195H82ZM189 194V193H188ZM188 194H187V197H188ZM239 194V193H238ZM2 195V194H1ZM34 195V194H33ZM32 195V196H33ZM41 195V194H40ZM46 195V193H45ZM48 195V194H47ZM46 195V196H47ZM74 195V196H75ZM84 195H87V197H90L91 198V201L87 200L86 201V198L82 199V198H78V197H81V196H84ZM185 195V194H184ZM5 197V196H4ZM16 197V196H15ZM35 197V195H34ZM48 197V198H49ZM186 197V198H187ZM260 197V196H259ZM12 198V197H10ZM19 198V197H18ZM47 198V199H48ZM102 198H106V199H102ZM13 199H14V196H13ZM229 200V201H228ZM261 200V199H259ZM8 201V200H6ZM30 201V200H29ZM36 201V200H34ZM47 201V200H46ZM249 202V203H250ZM9 203V202H8ZM35 203V202H34ZM64 204V203H63ZM186 204V206H185ZM254 204V203H252ZM251 204V210L249 211V208L250 207L248 205V210H247V213L251 212L252 211V214H253V210L254 207L252 206ZM254 204V206H256L257 210L260 211L261 209H259L258 207H260L258 205ZM260 204V203H258ZM33 205V204H32ZM199 205V206H197ZM10 206V205H8ZM35 206V204H34ZM50 206V205H48ZM68 206V205H67ZM146 206L149 208L151 207V202L148 201ZM264 206V205H263ZM11 207V206H10ZM16 208V207H15ZM24 208V207H23ZM188 208V209H187ZM217 208V209H216ZM244 208V207H243ZM245 208V209H247ZM255 208V209H256ZM262 208V207H261ZM6 209V208H5ZM27 209V208H26ZM49 209V214H51V217L52 218H55L56 217V211H54V209H51L50 207L48 208ZM223 209V208H222ZM241 209V208H240ZM264 209V208H263ZM4 210V209H3ZM184 210H189L188 211V215L186 217L184 216L183 217V213H184ZM243 210V209H241ZM256 210V212H257ZM2 211V210H1ZM29 211V209H28ZM31 211V210H30ZM29 211V212H30ZM39 211H40V208H39ZM238 211V210H237ZM3 212V211H2ZM9 212V211H8ZM14 212V211H13ZM25 212V211H24ZM37 212H38V209H37ZM187 212V211H186ZM262 212V211H261ZM4 213V212H3ZM7 213V212H6ZM28 213V212H27ZM244 213V212H243ZM259 213V212H258ZM5 214V213H4ZM30 214V213H29ZM40 214V213H39ZM186 214V213H185ZM184 214V215H185ZM194 214V215H192ZM239 214V213H238ZM245 214V213H244ZM255 214V213H254ZM261 214V215H260ZM259 215L261 217L263 213H260ZM11 215V214H10ZM16 215V214H15ZM25 215V214H24ZM24 215H22L24 217ZM218 215V214H217ZM222 215V214H221ZM241 215V214H240ZM243 215V214H242ZM246 215V214H245ZM257 215V214H256ZM258 215V217H259ZM28 216V215H27ZM226 216V215H225ZM248 216V215H246ZM253 216V215H251ZM250 216V217H251ZM32 216H30L31 218ZM164 217H166V219H164ZM212 217V216H211ZM224 217V216H223ZM227 217V216H226ZM235 217H237V214L235 215ZM242 217V216H241ZM244 217V215H243ZM257 217V218H258ZM4 218V217H3ZM11 218V217H10ZM41 220L43 219V215H42V212L41 214L39 215V217ZM213 218V217H212ZM212 218H209V220H211ZM221 218V217H220ZM246 218V217H245ZM27 219V218H26ZM174 219L176 220V222H178V224L175 226H173L172 224L174 223ZM233 219V218H232ZM244 219V218H243ZM253 219V218H252ZM260 219V218H259ZM264 219V218H263ZM19 220V219H18ZM22 220V219H21ZM30 220V219H29ZM185 220V221H183ZM226 220V219H225ZM238 220V219H237ZM257 220V219H256ZM255 220V221H256ZM262 220V219H261ZM216 221V220H215ZM233 221V220H232ZM235 221V220H234ZM258 221V220H257ZM10 222V221H9ZM8 222V223H9ZM19 222V221H18ZM21 222V221H20ZM196 222H198L196 220ZM200 222V221H199ZM203 222V221H202ZM201 222V223H202ZM217 222V221H216ZM215 222V223H216ZM240 222V221H239ZM244 222V221H243ZM249 222V221H247ZM253 222V221H252ZM260 222V221H259ZM263 222V221H262ZM17 223V222H16ZM193 223V224H194ZM250 223V222H249ZM255 223V222H254ZM258 223V222H257ZM1 224V223H0ZM4 224V223H2ZM1 224V228L0 229V232L3 230V229H7V231L9 230L10 234L11 233H14L13 231V228H12V223L10 225H6V223L2 226ZM15 224V223H14ZM24 224V223H23ZM28 224V223H26ZM25 224V225H26ZM212 224H213V221H212ZM220 224V223H219ZM217 224V225H219ZM233 224V223H232ZM235 224V223H234ZM261 224V223H260ZM208 225V224H207ZM216 225V224H215ZM255 225V224H254ZM253 223H252V226H254ZM259 225V224H258ZM263 225V224H262ZM261 225V226H262ZM21 226V225H20ZM18 224H17V232L16 234V237L18 238L19 241L22 240L23 238V233H22V229ZM27 226V225H26ZM142 226V225H141ZM178 226V227H177ZM191 226V224H190ZM195 226V225H194ZM193 226V227H194ZM195 226V227H196ZM220 226V225H219ZM251 226V227H252ZM260 226V227H261ZM189 227V228H188ZM227 227V226H226ZM257 227V226H255ZM125 228V227H124ZM127 228H129L127 226ZM214 228V227H213ZM217 228V227H216ZM264 228V227H263ZM5 229V230H6ZM33 229V228H32ZM36 229V228H35ZM194 229H197V228H194ZM202 229V230H201ZM218 229V228H217ZM252 229V228H251ZM257 229H259L258 227L256 228V231ZM261 229V228H260ZM259 229V230H260ZM192 230V229H191ZM250 230V229H249ZM263 230V229H262ZM6 231V233H7ZM125 231V230H124ZM164 231H166L167 234L170 235V233L172 232L174 234V236L176 237L174 240L176 241H173L172 239H169L170 237H167L165 236V233ZM190 231V230H189ZM197 231V230H196ZM218 231V230H217ZM4 232V230H3ZM2 232V234H3ZM8 232V233H9ZM195 232V231H194ZM258 232V231H257ZM128 232H126L127 234ZM190 233V232H189ZM196 233V232H195ZM249 233V232H248ZM261 233V232H260ZM258 233V237H261L262 234ZM32 236L34 237L33 239H35V243L41 247L40 245V242H42L41 240V235L37 234L36 236V230H34L32 232ZM125 234V233H124ZM125 234V235H126ZM240 234V233H239ZM242 234V233H241ZM253 234V233H251ZM198 235V234H197ZM232 235V234H231ZM261 235V236H259ZM191 236V235H190ZM207 236V235H206ZM240 236V235H239ZM250 236V234H249ZM252 236V235H251ZM254 236V235H253ZM257 236V234L255 235ZM241 237V236H240ZM244 237V236H243ZM257 237V238H258ZM263 237H264V234H263ZM246 238H247V234H246ZM254 238V237H253ZM12 239V238H11ZM222 239V238H221ZM220 239V240H221ZM241 239V238H239ZM245 239V238H244ZM243 239V240H244ZM250 239V238H249ZM205 240H210V239H206ZM218 240V241H220ZM241 240V241H243ZM246 240V239H245ZM258 240V239H257ZM4 241V239H3ZM218 241H216L218 243ZM248 241V240H247ZM250 241V240H249ZM252 241V240H251ZM255 241V240H254ZM6 242V241H5ZM12 242V241H11ZM14 242V241H13ZM206 242V241H205ZM215 242V241H214ZM196 247H195V245ZM253 243V242H252ZM22 244V243H21ZM209 245V244H208ZM218 245V244H217ZM239 245V243L237 244ZM251 245V244H250ZM5 246V245H4ZM194 246V247H193ZM215 246V245H214ZM213 246V247H214ZM260 246V245H259ZM1 247V246H0ZM122 247V246H121ZM216 247V246H215ZM34 248V250L37 252V249L36 247H32ZM39 248V247H38ZM86 249L85 251H82V250H78V249ZM111 248H113V250H110ZM221 248V247H220ZM1 249V248H0ZM119 249V248H118ZM186 250V252H185ZM214 250V249H213ZM202 251V252H203ZM247 251V250H246ZM185 252V254H183ZM134 253V254H133ZM207 253V251H206ZM215 254V253H213ZM13 255V254H12ZM203 255V254H202ZM205 255V254H204ZM208 255V254H207ZM217 255H219L220 257L222 256L223 257V260L225 261V258L224 257V254L222 255L221 252H219ZM235 255V254H234ZM241 255V253H240ZM1 256V255H0ZM194 256V255H193ZM219 256H217L219 258ZM242 256V255H241ZM2 259V257H0ZM215 258V257H214ZM0 259V261H1ZM8 259V258H7ZM205 259V258H204ZM17 260V259H16ZM227 260V259H226ZM190 261V260H189ZM251 261V260H250ZM4 262V261H3ZM7 262V261H6ZM20 262V261H19ZM26 262V261H25ZM24 262V263H25ZM191 262V261H190ZM10 263V262H9ZM22 264V262H20ZM194 263V262H193ZM202 263V261H201ZM14 264V263H13ZM204 264V263H203Z\"/></svg>",
    "mask_w": 264,
    "mask_h": 264
}]
</instances>
